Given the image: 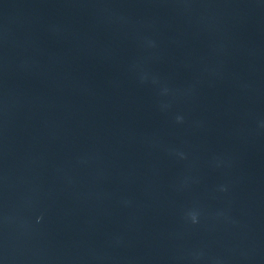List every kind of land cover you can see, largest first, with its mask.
<instances>
[{
	"label": "water",
	"instance_id": "1",
	"mask_svg": "<svg viewBox=\"0 0 264 264\" xmlns=\"http://www.w3.org/2000/svg\"><path fill=\"white\" fill-rule=\"evenodd\" d=\"M0 264H264V0H0Z\"/></svg>",
	"mask_w": 264,
	"mask_h": 264
},
{
	"label": "clouds",
	"instance_id": "2",
	"mask_svg": "<svg viewBox=\"0 0 264 264\" xmlns=\"http://www.w3.org/2000/svg\"><path fill=\"white\" fill-rule=\"evenodd\" d=\"M192 218H193V221H195V220H196V217H195V215H193V217H192Z\"/></svg>",
	"mask_w": 264,
	"mask_h": 264
}]
</instances>
